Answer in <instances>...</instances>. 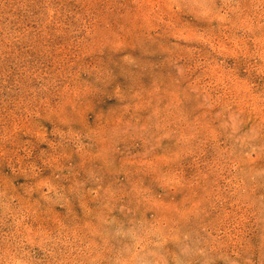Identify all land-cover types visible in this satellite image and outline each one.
Wrapping results in <instances>:
<instances>
[{
  "label": "rangeland",
  "instance_id": "obj_1",
  "mask_svg": "<svg viewBox=\"0 0 264 264\" xmlns=\"http://www.w3.org/2000/svg\"><path fill=\"white\" fill-rule=\"evenodd\" d=\"M0 264H264V0H0Z\"/></svg>",
  "mask_w": 264,
  "mask_h": 264
}]
</instances>
